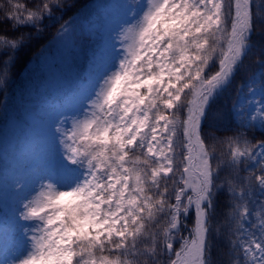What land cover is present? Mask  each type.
<instances>
[{
  "label": "snow or ice",
  "instance_id": "snow-or-ice-1",
  "mask_svg": "<svg viewBox=\"0 0 264 264\" xmlns=\"http://www.w3.org/2000/svg\"><path fill=\"white\" fill-rule=\"evenodd\" d=\"M124 7L114 66L69 127L55 123L47 171L0 210V239L15 249L4 264H264V0ZM68 8L0 3V84L26 39L20 29L39 31ZM58 31L63 39L77 24ZM254 50L257 70L237 84L229 112L216 109ZM218 237L226 251L214 260Z\"/></svg>",
  "mask_w": 264,
  "mask_h": 264
},
{
  "label": "rangeland",
  "instance_id": "rangeland-1",
  "mask_svg": "<svg viewBox=\"0 0 264 264\" xmlns=\"http://www.w3.org/2000/svg\"><path fill=\"white\" fill-rule=\"evenodd\" d=\"M125 2L97 0L71 17L77 31L63 39L59 31L32 65L29 85L19 102L21 115L17 104L9 101L6 105L0 122V202L5 211L10 212L50 167L56 153L52 133L57 120L69 127L83 102L114 66L119 45L113 36L128 20ZM81 28L88 38L81 36ZM250 86L257 89L250 98L261 100L259 82ZM242 95H247V87ZM18 183L24 185L23 193L16 191ZM14 255L12 242L0 239V264Z\"/></svg>",
  "mask_w": 264,
  "mask_h": 264
},
{
  "label": "trees",
  "instance_id": "trees-1",
  "mask_svg": "<svg viewBox=\"0 0 264 264\" xmlns=\"http://www.w3.org/2000/svg\"><path fill=\"white\" fill-rule=\"evenodd\" d=\"M3 0H0L2 3ZM97 0H67L69 8L57 13L53 19H46L42 25L39 26V31L32 29L31 27L21 28L20 31L24 33L26 39L23 42V47L15 54L16 66L11 70L9 79L6 85L0 84V122L4 109L9 101L18 105L16 110L20 113V100L23 97V90L29 85L28 74L38 59L41 57L45 47L50 44L52 39L58 35V30L65 21H68L75 14L79 13L82 9L87 10L93 6ZM7 26L0 27V31L6 29ZM256 41L260 40V34L255 35ZM258 52L253 51L249 57L245 60V69L237 76L232 87L228 92L223 94L217 101L214 107L216 109H222L224 112H229L232 104L236 100V86L237 84L251 75L253 71H256L258 65L256 59ZM82 70V67L79 71ZM81 73V72H80ZM1 124V123H0ZM251 135V134H250ZM256 138H259L260 133H255ZM223 198H221V203ZM192 226V218H189L188 227ZM184 234H187V229H184ZM179 247V245H176ZM213 259L220 260L224 258V252L226 251L225 243L219 237L213 242Z\"/></svg>",
  "mask_w": 264,
  "mask_h": 264
}]
</instances>
